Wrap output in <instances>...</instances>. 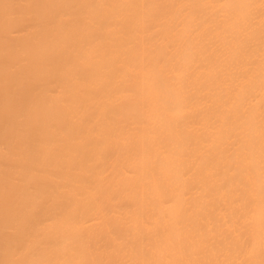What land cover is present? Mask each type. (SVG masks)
<instances>
[{
	"label": "bare ground",
	"instance_id": "6f19581e",
	"mask_svg": "<svg viewBox=\"0 0 264 264\" xmlns=\"http://www.w3.org/2000/svg\"><path fill=\"white\" fill-rule=\"evenodd\" d=\"M0 264H264V0H0Z\"/></svg>",
	"mask_w": 264,
	"mask_h": 264
}]
</instances>
